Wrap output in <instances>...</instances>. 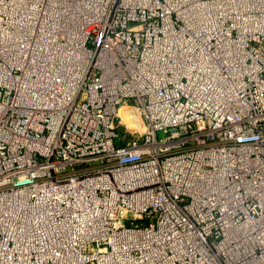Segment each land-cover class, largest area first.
<instances>
[{"label":"built area","instance_id":"obj_1","mask_svg":"<svg viewBox=\"0 0 264 264\" xmlns=\"http://www.w3.org/2000/svg\"><path fill=\"white\" fill-rule=\"evenodd\" d=\"M0 264H264V0H0Z\"/></svg>","mask_w":264,"mask_h":264},{"label":"bare ground","instance_id":"obj_2","mask_svg":"<svg viewBox=\"0 0 264 264\" xmlns=\"http://www.w3.org/2000/svg\"><path fill=\"white\" fill-rule=\"evenodd\" d=\"M28 78V74H27ZM119 115L122 117L123 120L126 121L127 125L129 127H134L135 123L133 120V112L130 111L128 108H125L124 106L119 109Z\"/></svg>","mask_w":264,"mask_h":264},{"label":"rangeland","instance_id":"obj_3","mask_svg":"<svg viewBox=\"0 0 264 264\" xmlns=\"http://www.w3.org/2000/svg\"><path fill=\"white\" fill-rule=\"evenodd\" d=\"M136 118H138L137 115H134V113H133V120H135ZM122 129H124V126H120L119 131H122ZM162 136H163V134L160 133V132L157 134V137H158V138H160V137H162Z\"/></svg>","mask_w":264,"mask_h":264}]
</instances>
